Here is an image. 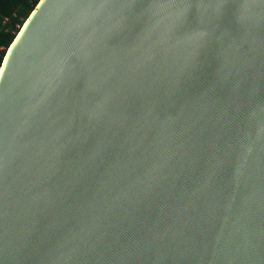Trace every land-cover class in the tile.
<instances>
[{
  "label": "water",
  "instance_id": "1",
  "mask_svg": "<svg viewBox=\"0 0 264 264\" xmlns=\"http://www.w3.org/2000/svg\"><path fill=\"white\" fill-rule=\"evenodd\" d=\"M22 25L0 264H264V0H39Z\"/></svg>",
  "mask_w": 264,
  "mask_h": 264
},
{
  "label": "trees",
  "instance_id": "2",
  "mask_svg": "<svg viewBox=\"0 0 264 264\" xmlns=\"http://www.w3.org/2000/svg\"><path fill=\"white\" fill-rule=\"evenodd\" d=\"M39 0H0V66L4 55L14 40L20 27L28 18ZM8 18L4 23V19Z\"/></svg>",
  "mask_w": 264,
  "mask_h": 264
},
{
  "label": "built area",
  "instance_id": "3",
  "mask_svg": "<svg viewBox=\"0 0 264 264\" xmlns=\"http://www.w3.org/2000/svg\"><path fill=\"white\" fill-rule=\"evenodd\" d=\"M7 17L4 19V23L7 21ZM4 47L0 44V53H1V50L3 49Z\"/></svg>",
  "mask_w": 264,
  "mask_h": 264
},
{
  "label": "bare ground",
  "instance_id": "4",
  "mask_svg": "<svg viewBox=\"0 0 264 264\" xmlns=\"http://www.w3.org/2000/svg\"><path fill=\"white\" fill-rule=\"evenodd\" d=\"M26 23H27V22H26ZM22 26H23V25H22ZM24 26H25V25H24ZM23 28H24V27H23ZM23 28H22V31H23ZM21 34H22V32H20V34L18 35L16 41L20 38Z\"/></svg>",
  "mask_w": 264,
  "mask_h": 264
}]
</instances>
